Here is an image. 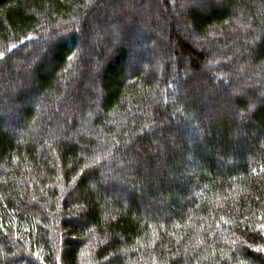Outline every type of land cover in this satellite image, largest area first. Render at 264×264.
Wrapping results in <instances>:
<instances>
[{"label":"trees","instance_id":"16d2710c","mask_svg":"<svg viewBox=\"0 0 264 264\" xmlns=\"http://www.w3.org/2000/svg\"><path fill=\"white\" fill-rule=\"evenodd\" d=\"M123 1L0 0V264H264V0Z\"/></svg>","mask_w":264,"mask_h":264},{"label":"rangeland","instance_id":"374dc122","mask_svg":"<svg viewBox=\"0 0 264 264\" xmlns=\"http://www.w3.org/2000/svg\"><path fill=\"white\" fill-rule=\"evenodd\" d=\"M129 1H130V2H131V1L134 2V0H129ZM160 1H161V0H158L157 2L160 3ZM162 1H163V0H162ZM119 2H120V1H119ZM130 2L124 0V1L120 4L121 8L124 9V11H127L126 13H130V14H131L132 11H134V9H135V11H137V9L140 8V9H141V10H140V11H141V15H142V14L144 15V16L142 15V19L144 20V22H147V21L149 20L148 18L150 17V15H151V16H152V15L154 16V15H155L154 13H156V10H154V9L151 10V13H147V11H148V7H149V6H147V4L144 5V6H143V4H142V5H139V4H141V3H140V2H141L140 0H136V1L134 2L135 5H137V6L139 5V6H140V7L138 6V8L133 7V6H132V5H134V4H132L133 2H132V3H130ZM105 6H106V5H105ZM123 6H124V7H123ZM117 8H118V7H117ZM142 10H143V11H142ZM165 11H166V10H165ZM167 11H168V10H167ZM169 13H170V11L167 12L168 17H169V16H172V15L176 17V16H178V14H179V18L182 16V12H181V14H180V11H176V13H175V12H174V13L171 12V14H169ZM148 14H149V15H148ZM176 18H177V17H176ZM44 39H45V41H46V40L50 39V37H46V38H44ZM145 51H147V50H145ZM145 51H144V52H145ZM148 51H149V49H148ZM146 53H148V52H146ZM141 55H142V52H140L139 54H135V57L133 58V60L135 59L137 62L140 61V60L142 59ZM151 55H152V54H151ZM31 58H32V59H28L25 63H23V65L26 64V65H29V67H30V63H31V62H34V61L36 60V56L31 57ZM147 59H148V58H147ZM136 61H135V62H136ZM148 61H149L150 63H151V62L153 63V61H154V57H153V56H150V58H149L148 60H146V62H148ZM177 62H178V60H177V61L174 60L173 62L171 61V63H172L171 66H172L173 70H175V71H176V70H177V71L179 70V62H178V63H177Z\"/></svg>","mask_w":264,"mask_h":264}]
</instances>
